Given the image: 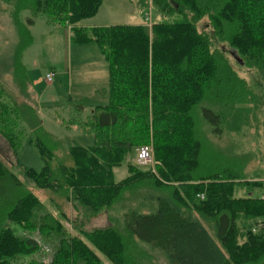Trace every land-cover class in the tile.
Segmentation results:
<instances>
[{
    "label": "trees",
    "instance_id": "1",
    "mask_svg": "<svg viewBox=\"0 0 264 264\" xmlns=\"http://www.w3.org/2000/svg\"><path fill=\"white\" fill-rule=\"evenodd\" d=\"M8 1L19 36L13 74L23 92L30 84L21 54L32 42L29 26L34 24L32 17L22 20L25 9L33 16L44 14L50 22L77 25V42H97L109 65V103L94 107L83 127L95 133V145L65 149L43 127L36 103L25 102L11 111V133L2 128L9 122L0 112V132L16 157L18 127L24 122L34 132L45 166L41 172L26 169L28 176L44 191L63 190L75 199L74 207L79 203L90 212L117 203L131 186L164 192L152 198L154 209L125 212L121 233L107 227L80 231L81 237L68 235L52 261L29 264H100L96 250L82 236L114 264L133 258L129 248L134 251L137 242L159 249L170 264H264V220L248 228L249 221L264 219V191L235 195L243 178L237 171L243 167L197 171L209 146L203 125L221 134L230 115L240 129L251 97L224 49L214 48L213 40L228 43L232 53L264 78V0H146L140 5L132 0L154 9L157 19L151 25L90 29L79 23L94 16L103 0ZM141 120L142 129L135 127ZM148 129L153 130L156 169L139 171L129 165L130 174L116 181L113 168L133 148L145 145L139 140L149 141ZM243 184L264 187L262 182ZM45 203L0 160V264H15L16 255L38 249L33 237L15 234L11 224L34 229V216ZM109 241L114 247L105 244Z\"/></svg>",
    "mask_w": 264,
    "mask_h": 264
},
{
    "label": "rangeland",
    "instance_id": "2",
    "mask_svg": "<svg viewBox=\"0 0 264 264\" xmlns=\"http://www.w3.org/2000/svg\"><path fill=\"white\" fill-rule=\"evenodd\" d=\"M139 5L146 0H135ZM148 1V0H147ZM151 0H149L150 2ZM149 7L141 8L132 0H103L98 12L82 21L80 27L99 24H147L146 13ZM13 4L8 0H0V112L7 115L9 123L4 130L12 132V121H9L11 111L23 103L37 104L36 110L47 132L60 140L65 149L71 147H89L95 145L96 135L83 127L91 117L94 106L107 105L110 97L109 65L103 50L94 41L77 42L76 28L63 21L50 22L44 14L32 15V12L23 10L21 18L26 22L27 17L34 19V24L29 26L32 42L25 47L21 54V63L26 69L28 78L27 92H23L13 74L14 57L18 47V31L14 24L12 13ZM152 19H157L153 9ZM203 19L199 28L206 22ZM214 48H223L232 69L245 82L251 93L246 107L244 124L240 129L232 117L228 115L224 121V130L221 134L212 131V127L203 125L209 146L204 155L199 158V172L219 171L224 168L243 167L240 172L239 187L236 196L255 194L264 191L259 185H246L251 183H264V78L255 67L245 62L242 64L232 55V47L228 43L213 40ZM48 73H53V81L46 80ZM106 91V93H105ZM83 104V109L77 108ZM143 120L135 127L142 126ZM77 126V128H75ZM142 129V127H141ZM20 146L17 157L12 152L8 140L0 132V160L11 167L20 179L45 201V207L39 208L34 220V229L18 227L14 223V232L20 236H31L38 243V249L31 254H18L14 259L15 264H29L35 260L48 263L52 261L60 248L61 240L68 235L81 237L80 231L87 233L114 228L118 233L123 231V215L127 211H149L156 207L152 199L162 194L154 188L128 187L121 195L120 200L109 206H101L98 212H90L84 205L77 204L75 199L67 197L66 193L51 192L37 187L33 178L28 176L26 169L33 168L41 172L45 162L35 144V135L24 122L18 127ZM149 141L139 140V145L148 144L154 153L153 130L148 129ZM138 146L133 148L127 159L113 168L116 181L126 178L129 165L139 171L156 169L157 157L152 163H139L137 161ZM55 159V165L58 164ZM236 173V172H235ZM238 180V179H237ZM253 192V193H252ZM50 200V202L48 201ZM49 213V216L47 217ZM52 213V214H50ZM196 215V213L194 212ZM56 217L61 220L57 225ZM264 220L257 217L249 221L248 228L255 227L257 221ZM57 225V226H56ZM214 234L212 229H209ZM212 234V235H213ZM100 258V264H114L108 256L95 249L84 236H82ZM114 247L110 241L105 243ZM131 257L125 264H170L166 255L159 249L146 243L137 242L133 249L129 248ZM134 258L139 262H135ZM13 261V260H12ZM130 261V262H129ZM133 261V262H132Z\"/></svg>",
    "mask_w": 264,
    "mask_h": 264
},
{
    "label": "built area",
    "instance_id": "3",
    "mask_svg": "<svg viewBox=\"0 0 264 264\" xmlns=\"http://www.w3.org/2000/svg\"><path fill=\"white\" fill-rule=\"evenodd\" d=\"M146 20L148 21L147 24L151 25L153 22L152 19V10L149 9L146 13ZM46 80L51 83L53 81V73H48L46 76ZM137 161L139 163H152L153 162V150L150 145L145 144L137 149ZM154 171V169H153ZM203 197V195H202Z\"/></svg>",
    "mask_w": 264,
    "mask_h": 264
},
{
    "label": "crops",
    "instance_id": "4",
    "mask_svg": "<svg viewBox=\"0 0 264 264\" xmlns=\"http://www.w3.org/2000/svg\"><path fill=\"white\" fill-rule=\"evenodd\" d=\"M85 20V19H84ZM83 21V20H82ZM82 21L79 23V26H82L81 25V23H82ZM102 25H104L105 26V24H102ZM110 25H116V24H108V25H106V26H110ZM99 26V24H95L94 26H90V28H93V27H98ZM83 28H87V27H83ZM95 42V41H94ZM97 43V42H96ZM98 44V43H97ZM99 45V44H98ZM100 46V45H99ZM102 49V48H101ZM105 56V55H104ZM105 59H106V57H105ZM109 72V71H108ZM105 93H106V91H105ZM81 105H83V104H81ZM97 106H99V105H97ZM83 108H84V106H82ZM94 107H96V106H94ZM93 107V108H94ZM83 108H81V109H83ZM75 128H77V126H75Z\"/></svg>",
    "mask_w": 264,
    "mask_h": 264
},
{
    "label": "water",
    "instance_id": "5",
    "mask_svg": "<svg viewBox=\"0 0 264 264\" xmlns=\"http://www.w3.org/2000/svg\"><path fill=\"white\" fill-rule=\"evenodd\" d=\"M233 56L239 61V63H243V61L235 54V53H232Z\"/></svg>",
    "mask_w": 264,
    "mask_h": 264
}]
</instances>
